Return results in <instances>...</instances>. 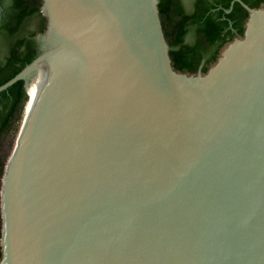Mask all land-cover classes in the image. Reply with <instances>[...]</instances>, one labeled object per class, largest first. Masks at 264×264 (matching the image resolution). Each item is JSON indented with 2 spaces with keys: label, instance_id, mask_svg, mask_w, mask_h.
<instances>
[{
  "label": "water",
  "instance_id": "1",
  "mask_svg": "<svg viewBox=\"0 0 264 264\" xmlns=\"http://www.w3.org/2000/svg\"><path fill=\"white\" fill-rule=\"evenodd\" d=\"M40 1L0 93L63 64L2 191L0 264H264V10L234 0L242 38L186 74L158 0Z\"/></svg>",
  "mask_w": 264,
  "mask_h": 264
},
{
  "label": "trees",
  "instance_id": "2",
  "mask_svg": "<svg viewBox=\"0 0 264 264\" xmlns=\"http://www.w3.org/2000/svg\"><path fill=\"white\" fill-rule=\"evenodd\" d=\"M158 1L159 17L165 40L170 48L172 66L175 70L186 74H196L201 58H206L201 68V72H206L207 65L215 60L220 49L233 37L242 35V26L247 19V13L238 4L233 5L228 15L223 14V11L230 6L231 0H220L222 8L214 12L211 11L214 7L206 0H194L193 10L189 14L184 12L180 0ZM242 1L252 8L264 5V0ZM41 7L40 0H0V44L3 45V50L5 46H10L8 54L1 58L2 61L0 59V86L38 55L34 34L25 38H17V36L22 32L27 21L34 20H36L34 33L38 35L45 33L47 20ZM229 21L233 22L232 30L227 28ZM189 33L193 34V38L191 42H186ZM23 97L22 81L0 93V134L7 127ZM16 146L9 158L3 188L17 151Z\"/></svg>",
  "mask_w": 264,
  "mask_h": 264
},
{
  "label": "rangeland",
  "instance_id": "3",
  "mask_svg": "<svg viewBox=\"0 0 264 264\" xmlns=\"http://www.w3.org/2000/svg\"><path fill=\"white\" fill-rule=\"evenodd\" d=\"M180 1H181V4H182V7L184 9V12L189 14L193 10L194 0H180ZM7 4L9 5V3H7ZM35 29H36V20L31 21V22L27 21L25 26L23 27L22 32L19 33L17 38H25V37H27L30 34H34L35 40H38L40 34L39 35L35 34L34 33ZM192 38H193V34L189 33L187 35V37H186V42H191ZM241 38H242V36L241 37H236L235 39H241ZM0 41H1V39H0ZM228 44H230V43H228ZM228 44H225L220 49V51L217 54L215 60L212 63L207 65V69L206 70H209L213 65L216 64L217 60L220 58V55H221L222 51L228 46ZM2 46L3 45L0 44V51H1L0 59L4 58L5 55H7L9 50H10V46H5L4 45L6 47V48H4V50H3ZM2 60L3 59H1V61ZM38 75H40V74H36L33 78H31L29 83L30 84L34 83V79L36 77H39ZM38 82L40 84H42V85L44 84V83H41V81H38ZM23 92H24V97L21 99V102L15 108V111L12 114L11 120L7 124V127L0 134V240H1V232H2V215H1V212H2L1 211V202H2V200L1 199H2V191H3V179H4L5 171H6L8 162H9V158H10V156L12 154V151H13L14 147L16 146L17 142H18L17 144H19V145H18V147L16 146L17 147V151H16L12 161L14 162L15 158L19 155L24 143L29 138L32 129L34 128L35 124L37 123L38 118H39V113H40V112H37V109H38L37 106L38 105H36L34 118H33L32 122L30 123V125L28 126V128H27V130H26V132L24 134V137L22 139H20L22 137L26 127H27V125H26L27 123H26L24 125L25 128H23L24 130H23V132L21 134L22 125H23V123L25 122V119H26L25 115H26V112H27V110L29 108V103H28L29 99H28V94H27L25 88H23ZM40 92L41 91L39 90L38 91L39 97H40V94H41ZM38 98H37V100H38ZM37 104H38V102H37ZM22 120H23V122H22ZM20 135H21V137H20ZM19 141H20V143H19ZM13 162H12V164H13ZM12 164H11V166H12Z\"/></svg>",
  "mask_w": 264,
  "mask_h": 264
},
{
  "label": "bare ground",
  "instance_id": "4",
  "mask_svg": "<svg viewBox=\"0 0 264 264\" xmlns=\"http://www.w3.org/2000/svg\"><path fill=\"white\" fill-rule=\"evenodd\" d=\"M55 60H56V62L54 61L55 62V67L51 71L52 75H51V79H50L49 83L47 84V87H45L46 85H44V84H45L46 79L48 78L47 75H49V74L47 72L46 66L43 65V64L38 67V69H37V71L35 73V74H40V75H38L39 77H36L34 79V83H32V84L29 83L28 84V88H27L28 92H27V94H28V97H29V100H28L29 108H28V110L26 112V115H25L26 119H25V122L22 125L21 134H22V132L24 130L23 128H25L24 125L26 123H27L26 124L27 127H26L22 137L20 135V137H21L20 139H22L24 137V134H25L28 126L30 125V123L32 122V120L34 118L36 105H38L37 106V108H38L37 112H40L39 113V118H38V121L35 124L34 128L32 129L29 138L24 143L19 155L15 158L14 162L12 161L13 164L11 163L12 166H10L11 168H10L8 174H7V179L5 180L4 190H5V188H7L9 186L10 180H11V177H12L13 168H14L19 156L21 155V153L25 149V147H26L30 137L32 136V134H33L38 122L40 121V118L42 116V113H43L44 109L46 108V105H47L46 101H47V99L49 97V91L51 89L55 90L58 87V85H59L58 83H59V80H60V75H61L60 73H61V68H62V64L63 63L61 62L59 57L55 58ZM38 81H41V83H44V84L42 85ZM39 90L41 91L40 92L41 93L40 97L38 95V91ZM37 98H38V100H37ZM37 102H38V104H37ZM19 143H20V141H19Z\"/></svg>",
  "mask_w": 264,
  "mask_h": 264
},
{
  "label": "flooded vegetation",
  "instance_id": "5",
  "mask_svg": "<svg viewBox=\"0 0 264 264\" xmlns=\"http://www.w3.org/2000/svg\"><path fill=\"white\" fill-rule=\"evenodd\" d=\"M206 1H209V2L212 4V6L214 7L213 9H211L212 12L217 11V10H220V9L222 8V6H221V4H220V3H221L220 0H216V1H214V0H206ZM231 3L234 5V0H233V2H230V4H231ZM227 10H230V11H229V13H230L232 9H230V6H229L228 9L224 10L223 12L225 13V11H227ZM232 26H233V22H232V21H229V25H228L227 28H228V29H231ZM231 30H232V29H231ZM235 37H236V36H235ZM233 38H234V37H233ZM233 38H232V40L229 41L228 43H231L232 41H234ZM35 43H36V45L38 46V50H39V48H40V44H39V42H38L37 40H35ZM228 43H226V44H228ZM205 61H206V58H201L200 66H198L197 72H198L199 70H201V68L204 66ZM197 72H196V73H197ZM53 92H54L53 89H51V90L49 91V97H48L46 103H48V101L51 99V96H52Z\"/></svg>",
  "mask_w": 264,
  "mask_h": 264
},
{
  "label": "crops",
  "instance_id": "6",
  "mask_svg": "<svg viewBox=\"0 0 264 264\" xmlns=\"http://www.w3.org/2000/svg\"><path fill=\"white\" fill-rule=\"evenodd\" d=\"M240 2H242L244 5H246V6H248L249 8H252V7H250L249 5H247L246 3H244L242 0H239ZM208 3H210L209 1H207ZM231 2H233V0H231ZM211 4V3H210ZM234 4H238V3H236V2H234ZM240 7H241V5L240 4H238ZM232 7H233V4L231 3L230 4V9H232ZM242 8V7H241ZM243 9V8H242ZM252 9H256V10H264V5L262 4V5H260L258 8H252ZM244 10V9H243ZM227 11H230V10H227ZM245 11V10H244ZM246 12V11H245ZM247 13V12H246ZM223 14H225V15H228L229 14V12L228 13H226V11H225V13L223 12ZM247 20H248V14H247V19L245 20V22L243 23V26H242V35H240V36H236V37H241V36H243V32H244V28H245V24H246V22H247ZM236 37H234L233 38V40H236L235 38Z\"/></svg>",
  "mask_w": 264,
  "mask_h": 264
}]
</instances>
